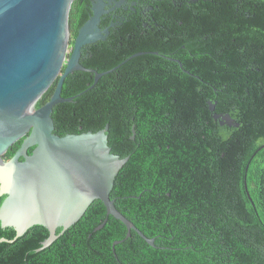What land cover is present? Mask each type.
I'll return each mask as SVG.
<instances>
[{"label": "trees", "instance_id": "trees-1", "mask_svg": "<svg viewBox=\"0 0 264 264\" xmlns=\"http://www.w3.org/2000/svg\"><path fill=\"white\" fill-rule=\"evenodd\" d=\"M88 2L69 9L71 47ZM140 3L152 10L83 47L79 63L92 72L65 78L61 96L71 102L51 118L60 137L108 126L111 153L129 157L109 198L154 246L127 236L96 200L45 249L42 226L0 242V264H264V0ZM94 73L104 75L94 83ZM214 113L239 126H220ZM15 235L0 226V239Z\"/></svg>", "mask_w": 264, "mask_h": 264}, {"label": "water", "instance_id": "water-1", "mask_svg": "<svg viewBox=\"0 0 264 264\" xmlns=\"http://www.w3.org/2000/svg\"><path fill=\"white\" fill-rule=\"evenodd\" d=\"M72 2L0 0V198L4 197L0 226L13 228L16 233L13 240L2 238L0 242L11 243L29 228L42 226L48 236L39 250L45 249L99 200L106 217L120 221L127 236L135 231L154 246L153 239L138 231L109 198L115 177L129 157L111 153L108 126L95 133L62 137L53 133L54 106L71 102V98L61 96L65 78L75 71L92 72L79 63L82 48L104 40L98 24L106 11L100 0H93L91 14L77 30L67 56V19ZM102 75L94 73V83ZM55 80L49 100L35 109L37 100ZM209 111L214 112V104ZM212 118L220 126H239L228 114L214 113ZM132 134L134 140V128ZM22 138L19 149L5 160L6 151Z\"/></svg>", "mask_w": 264, "mask_h": 264}, {"label": "flooded vegetation", "instance_id": "flooded-vegetation-1", "mask_svg": "<svg viewBox=\"0 0 264 264\" xmlns=\"http://www.w3.org/2000/svg\"><path fill=\"white\" fill-rule=\"evenodd\" d=\"M91 1L93 0H89L88 5H87L89 7L88 18H89V15L91 14V7L93 5V2ZM100 1L103 4L104 11H106V13L101 16L100 22L98 24L99 29L104 35V40H99L102 42H105L110 39L114 31L123 25L124 19L127 16L138 15L140 13L141 14L144 13V15H146V13L152 10L151 4L147 8L141 10L140 0H100ZM104 30H107V34L103 33ZM94 43H91V44H94ZM143 54H146V53L145 52L138 53L136 57L143 56Z\"/></svg>", "mask_w": 264, "mask_h": 264}, {"label": "rangeland", "instance_id": "rangeland-1", "mask_svg": "<svg viewBox=\"0 0 264 264\" xmlns=\"http://www.w3.org/2000/svg\"><path fill=\"white\" fill-rule=\"evenodd\" d=\"M70 48H71V46L69 45V43H68V48H67V56H68V54L70 53Z\"/></svg>", "mask_w": 264, "mask_h": 264}]
</instances>
